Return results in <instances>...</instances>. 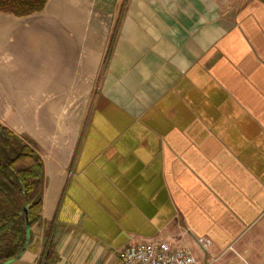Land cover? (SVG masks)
Segmentation results:
<instances>
[{
    "label": "crops",
    "instance_id": "1",
    "mask_svg": "<svg viewBox=\"0 0 264 264\" xmlns=\"http://www.w3.org/2000/svg\"><path fill=\"white\" fill-rule=\"evenodd\" d=\"M0 122L46 180L9 264H118L142 240L264 264V0L0 12Z\"/></svg>",
    "mask_w": 264,
    "mask_h": 264
},
{
    "label": "trees",
    "instance_id": "2",
    "mask_svg": "<svg viewBox=\"0 0 264 264\" xmlns=\"http://www.w3.org/2000/svg\"><path fill=\"white\" fill-rule=\"evenodd\" d=\"M47 1L0 0V12L26 16L43 10ZM45 183L43 161L34 141L0 122V263L21 252L28 237L26 224L31 233L33 226L43 222Z\"/></svg>",
    "mask_w": 264,
    "mask_h": 264
},
{
    "label": "built area",
    "instance_id": "3",
    "mask_svg": "<svg viewBox=\"0 0 264 264\" xmlns=\"http://www.w3.org/2000/svg\"><path fill=\"white\" fill-rule=\"evenodd\" d=\"M196 241L204 251L212 244L207 237H197ZM218 259L211 255L198 261L189 247L175 246L167 240L133 242L118 253V264H214Z\"/></svg>",
    "mask_w": 264,
    "mask_h": 264
},
{
    "label": "water",
    "instance_id": "4",
    "mask_svg": "<svg viewBox=\"0 0 264 264\" xmlns=\"http://www.w3.org/2000/svg\"><path fill=\"white\" fill-rule=\"evenodd\" d=\"M25 211H27V210L25 209ZM26 220H27V217H26ZM26 229H27L28 237H27L26 243H25L24 247L22 248L21 252H20V253L14 258V259H11V260L6 261V262H2V263H0V264H9V263L12 262L13 260L19 258V257L24 253V251L26 250V248H27V246H28V244H29V241H30V235H31V233H30V227H29L28 224H26Z\"/></svg>",
    "mask_w": 264,
    "mask_h": 264
},
{
    "label": "rangeland",
    "instance_id": "5",
    "mask_svg": "<svg viewBox=\"0 0 264 264\" xmlns=\"http://www.w3.org/2000/svg\"><path fill=\"white\" fill-rule=\"evenodd\" d=\"M18 203H19L20 206H22V203L20 201Z\"/></svg>",
    "mask_w": 264,
    "mask_h": 264
}]
</instances>
